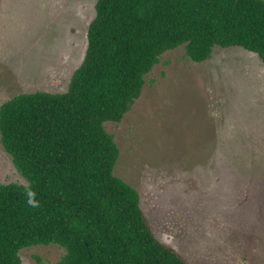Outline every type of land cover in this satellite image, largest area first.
Masks as SVG:
<instances>
[{"label":"rangeland","instance_id":"374dc122","mask_svg":"<svg viewBox=\"0 0 264 264\" xmlns=\"http://www.w3.org/2000/svg\"><path fill=\"white\" fill-rule=\"evenodd\" d=\"M97 0H0V106L24 92H65L82 63ZM114 173L140 193L157 238L187 264H264V63L216 45L193 61L166 51L121 121H108ZM27 180L0 140V183ZM55 243L20 251L56 264Z\"/></svg>","mask_w":264,"mask_h":264},{"label":"trees","instance_id":"16d2710c","mask_svg":"<svg viewBox=\"0 0 264 264\" xmlns=\"http://www.w3.org/2000/svg\"><path fill=\"white\" fill-rule=\"evenodd\" d=\"M87 37L67 91L0 106L1 143L27 180L0 183V264L50 243L66 250L56 264H187L114 173L120 150L105 123L122 120L162 54L180 45L196 62L218 45L264 63V0H97Z\"/></svg>","mask_w":264,"mask_h":264}]
</instances>
